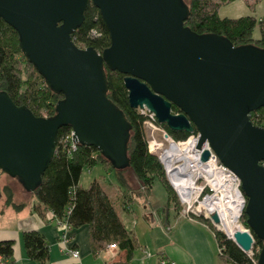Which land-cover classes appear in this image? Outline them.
<instances>
[{"label":"water","instance_id":"95a60500","mask_svg":"<svg viewBox=\"0 0 264 264\" xmlns=\"http://www.w3.org/2000/svg\"><path fill=\"white\" fill-rule=\"evenodd\" d=\"M89 1L111 38L102 53L77 47L71 36ZM189 15L184 0H0V17L18 32L27 60L54 93L64 95L47 118L0 91V170L26 193L36 191L62 127L71 128L79 146L97 148L116 170L129 169L132 124L108 97L107 68L118 71L131 108L152 112L170 131H198V148L208 142L237 176L251 229L228 239L249 254L255 233L263 242L257 261L264 264V128L250 117L264 107V49L199 35L186 27ZM210 155L206 149L202 161ZM210 219L221 224L217 213Z\"/></svg>","mask_w":264,"mask_h":264},{"label":"trees","instance_id":"16d2710c","mask_svg":"<svg viewBox=\"0 0 264 264\" xmlns=\"http://www.w3.org/2000/svg\"><path fill=\"white\" fill-rule=\"evenodd\" d=\"M234 1L236 0H189L190 15L185 23L186 27L199 35L213 33L226 37L234 46L254 45L264 49V18L259 20L253 16L234 19L219 17L222 5ZM89 2L84 12L83 23L71 36L77 47H93L102 53L110 47L111 38L98 9L93 2ZM257 26L260 28V37L254 39ZM93 30L100 36L91 35ZM107 79L109 99L124 112L132 124L129 142L130 168L116 170L94 147L78 145V148L72 151L71 147L60 143L62 136L70 134L72 130L69 127H62L57 134L56 155L42 176L43 183L31 194L35 195L43 212L50 211L58 221L67 223L71 230L88 226L90 245L95 257L105 251L108 244L115 243L118 245L120 257L111 264H132L135 252L141 248L137 234L133 230H128L122 222L115 207L117 201L111 199L99 180L94 179L86 188L80 185L84 171L93 170L100 165L105 172H114L118 190L121 192L119 200L123 211L130 213L136 195L149 196L157 180L166 188L168 203L173 205L178 213L181 212V204L158 156L149 151L145 133L148 118L139 110L131 108L128 100L129 91L124 83L125 76L107 68ZM0 91L7 92L15 105L29 108L37 117L47 118L54 116L57 103L64 97L62 93L56 94L46 85L42 75L21 50L18 32L2 17H0ZM172 110L174 113L181 112L175 106H172ZM250 117L254 125L264 128V107L251 113ZM159 126L175 141L187 140L191 135L186 132L170 131L166 125ZM129 171L139 182L137 191L131 187L130 178L127 176ZM0 173L5 174L1 170ZM5 191L9 195L7 202L11 203L14 198L12 189L8 186ZM193 218L213 230L222 252L220 257L226 262L254 264L258 260L263 242L255 233L252 232L255 244L253 256H250L241 251L233 240H229L223 231L217 230L210 220L201 216ZM240 223L246 229H251L247 224L245 211L242 213ZM23 238L27 257L45 264L49 260L50 252L46 238L38 231L26 232ZM14 245V240L0 241V257L6 264H11L13 260Z\"/></svg>","mask_w":264,"mask_h":264},{"label":"crops","instance_id":"0c3cea01","mask_svg":"<svg viewBox=\"0 0 264 264\" xmlns=\"http://www.w3.org/2000/svg\"><path fill=\"white\" fill-rule=\"evenodd\" d=\"M101 184L113 199L109 188ZM8 186L14 194L11 203L7 202L9 195L5 191ZM144 210L143 220L136 223L133 222L132 206L130 213L122 210L123 216L120 215L141 244L132 264H161L162 260L168 264H231L220 257L214 232L205 223L183 216L173 205L146 206ZM32 231L41 233L50 248L45 264H111L120 257L119 249L108 247L95 257L88 226L66 231L59 226L55 215L50 211L43 212L34 194L26 193L14 179L0 173V241H15L11 264H41L30 260L24 248L23 235ZM72 248L80 251V260L70 257L68 250Z\"/></svg>","mask_w":264,"mask_h":264},{"label":"built area","instance_id":"2783aa9c","mask_svg":"<svg viewBox=\"0 0 264 264\" xmlns=\"http://www.w3.org/2000/svg\"><path fill=\"white\" fill-rule=\"evenodd\" d=\"M91 35L95 37H99L100 34L97 33V31L93 30L91 32ZM138 110L145 115L148 118V121L145 125L146 129L149 127L150 130H157L158 132H162L163 135H165V138L167 139L169 146L174 145L179 152L184 153V151L188 150L189 153H191L192 159L194 162L192 165L199 168L200 172H192L189 178L187 176H172L170 174V171L168 169V165L164 158L162 157V153L158 154L159 160L165 168L166 177H168V180L170 182L171 187H173L174 191L177 194V198H179L180 204L182 206V214L185 217L193 218V217H203L206 220H210L212 223V219H210L213 212L208 211V209L205 207V203L208 200V198H211L214 194L219 193L220 189L224 188V182L223 179L219 176L220 172L227 174L229 177L232 178V185L239 191V193L244 197L243 201V209L245 208L246 203V197L242 193V188L239 179L235 174H233L230 170H228L223 163L220 162L219 158L215 155V153L212 151L209 143L207 142L201 149L198 148L200 135L199 132H194L190 135V137L187 140L184 141H175L173 138H171L168 133L161 128L156 120L155 114H153L150 111H147L146 109H140ZM251 115V114H250ZM47 117V116H45ZM61 144H64L65 146L71 147V150H76L78 148V143L76 142L73 131L70 132V134H67L65 136H62V139L60 141ZM149 144V151L150 153H153L152 147L153 145L150 143V140L148 139ZM159 146L157 145L156 148ZM208 149L211 152L210 157L207 159L206 162L202 161V155L203 152ZM156 154V153H153ZM183 164V161L178 162L176 165L181 166ZM264 166V162L262 163ZM202 169V170H201ZM208 169V171L211 170L214 171L212 174L213 176L209 175L208 172L205 170ZM194 175H197L196 179H194ZM174 177V178H173ZM219 190V191H218ZM244 210H242L243 212ZM193 216V217H192ZM59 226H62L66 231L71 230L69 225L67 223L58 221ZM215 228L219 231H223L220 228V225H215ZM224 232V231H223ZM225 234V232H224ZM229 236H227L228 238ZM108 249L118 250V245L115 243H110L107 245ZM70 257L75 260H80V251L78 249L72 248L68 250ZM218 252L220 255H222L221 249L218 246ZM0 264H6L5 261L2 260L0 257ZM161 264H168L166 261H161ZM254 264H258V261H255Z\"/></svg>","mask_w":264,"mask_h":264},{"label":"bare ground","instance_id":"6f19581e","mask_svg":"<svg viewBox=\"0 0 264 264\" xmlns=\"http://www.w3.org/2000/svg\"><path fill=\"white\" fill-rule=\"evenodd\" d=\"M149 133V140L153 145L151 151L156 154H160L163 151L162 157L166 161L172 176L176 177L186 175L187 178H189L193 171L200 172L198 167L195 168V166L192 165L194 160L190 157L191 153H189L188 150L181 153L174 145L169 146V143L162 132L150 130ZM157 145L159 146L158 148H156ZM180 161H183V164L181 166H177L176 164ZM205 171L208 172L209 175L213 176L212 174L214 171L211 172V170L208 171V169ZM219 176L223 179L224 188L220 189V191L218 190L219 193L214 194L211 198H208L204 205L208 211L218 214L219 219H221V230L232 238V235L236 230H243L244 228L240 223V217L244 207V197L232 185L231 177L222 172H220Z\"/></svg>","mask_w":264,"mask_h":264},{"label":"rangeland","instance_id":"374dc122","mask_svg":"<svg viewBox=\"0 0 264 264\" xmlns=\"http://www.w3.org/2000/svg\"><path fill=\"white\" fill-rule=\"evenodd\" d=\"M184 1L185 3L189 4V0H184ZM245 16L257 17L259 20L263 19L264 0H236L231 4L222 5L219 11L220 18L226 17V18L234 19ZM259 37H260V28H258L257 26V29L254 33V39H257ZM145 133L147 134L146 136L148 142L149 127L148 129L145 128ZM154 155L158 156V154H154ZM130 173L131 172L129 171V174ZM129 174H127V176L128 178H130L131 187L137 191L139 187V182L136 178H134L132 173L130 175ZM94 179L101 181V183H103L104 186L109 188L113 200L115 199V201H117V204L115 206L116 211L119 212V215H122L123 212L121 210V201L119 200V196L121 195V192L118 190V181L115 177L114 172H105L100 165L96 166V168H93V170L86 169L80 179L81 180L80 185L86 188L90 185V183ZM152 188L153 189L149 196L146 195L142 197H137V195L135 196L134 198L135 202L132 205V211L134 214V219H133L134 223H136V221L140 222L141 220H143V213L146 212L144 208L146 206H148V208L150 207L155 208V207H164V206L167 207L169 205L168 204L169 199H167L166 188H164V185L157 180L153 184ZM249 255L253 256V252L249 253Z\"/></svg>","mask_w":264,"mask_h":264}]
</instances>
